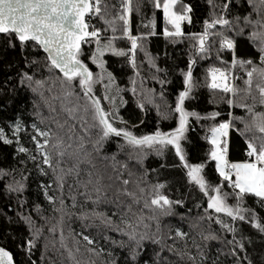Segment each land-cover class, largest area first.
I'll return each mask as SVG.
<instances>
[{"label":"snow or ice","instance_id":"1","mask_svg":"<svg viewBox=\"0 0 264 264\" xmlns=\"http://www.w3.org/2000/svg\"><path fill=\"white\" fill-rule=\"evenodd\" d=\"M101 2L102 0H0V35L5 38L7 47L16 48L18 45L20 55L25 58L24 68L18 72L19 85L28 88L32 93H39L40 99L44 102V107L51 112H55V108L50 105V100L54 101L58 97L51 95L53 91L52 83L47 85L49 93L47 98L43 92L45 82L49 80V77L45 76L44 80H40L34 79L33 75L28 74L30 67L35 71L38 61L35 59L29 60L25 55L26 50L30 45L33 51L42 50L46 54V70L59 72V76H56L55 80L59 81V98L62 99L61 108L63 109L64 104L70 102L69 97L76 96L77 100L80 99V96L74 92V89L78 86L79 92L83 93L85 102L67 109L69 118L71 119L73 114L79 110V119L86 126L81 128L84 135L88 136L89 129L96 131L95 139L91 140L90 150L85 148L83 137L77 136L75 151L66 152L65 148L72 147V137L70 135L68 137L69 144L64 145L57 138L51 144L49 150L46 151L45 146L50 144L48 137L51 130L40 131L33 124L32 128L36 131V135L32 137V141L35 144L37 156H32L29 149L20 145L17 135L21 130L19 117L14 124L9 123L8 125L17 144L16 152L23 153L30 160L36 161V168L40 176H48V170L50 169L56 190L61 193L60 196L49 193L48 189L52 186L51 180L49 183L41 182L38 185V193L42 194L43 200L57 214L56 223L47 229L48 232H61L59 245L67 256L68 264H96L95 260L89 261L86 259L81 261L77 259L78 255H82L80 241L76 239L77 236H81V233H75L71 236V247L66 243L62 225L65 216L71 217L72 215H76L82 223L85 220L89 224L94 220L98 221L99 224L111 229L120 237V239L110 238L105 234L103 237L105 242L111 245L110 248L105 249L98 248V241H94L88 235L81 236V239L85 242L82 247L89 254V257L100 258L105 251L107 252L108 259L106 261L101 259L100 264H119V261L114 258L112 248L124 250L123 264H176V261L162 255L165 250L180 261H187L189 264H208L204 248L208 247V241L217 240L218 237L211 232L205 234L202 229L197 231L196 235L202 237L204 245L202 246L193 239L192 245L196 249L193 255L188 250L190 247L187 244L189 233L182 231L181 228L172 229L170 226H165L168 231L164 232L162 236L159 217L172 215V206L174 204L182 205V202L170 200L162 194L161 189L164 188L162 183L149 187L147 196H145V188L140 187L137 180H132L131 183L135 185L140 195L137 196L136 192L129 191L127 186L130 180L122 179L119 171L123 170L126 164L117 160L116 153L111 155L101 154L105 142L115 137L123 141L122 144H117L118 150H123L125 147L130 149L128 152L129 160L135 159L142 162L147 154L146 149L157 157H163L165 153H172L174 161H178V163L169 166L180 168L189 186L194 185L207 198V208L204 211L208 220L211 221L214 218L208 210L216 214L222 213L224 217L231 219L232 224H229L225 219L216 216L215 223L222 230L232 234V239L228 240L227 244L231 245L233 249L244 252V256L241 258L237 251H230V255L235 258L233 264H257L249 257L242 241L235 238L237 227L234 225L237 220L250 224L252 229H255L264 237V223L258 219L257 212L251 208L244 209L240 207L245 197L250 196L260 202V207L264 208V112L253 110L257 103L264 106V0H246L250 11L243 14L238 12L231 19L228 18V15L233 6L235 5L238 10L243 9L245 0H223V3L219 6L215 5L213 0H208L210 18L204 19L203 30L188 33L182 30V24L185 22L191 23V8L189 5L184 4L182 11H177L176 5L179 0H148L153 9H158L163 14L164 27L162 34L166 39H172L173 43L184 38L195 42L189 44V48L193 51L189 52L188 55L187 70H181L179 73L182 77L183 87L175 95L174 107L168 105L163 94L159 96L164 105L165 111L163 112L161 111V105L155 102L153 90L144 88L143 79L140 82V88L144 95L143 101L139 99L141 92L137 91L135 87V77L139 74L135 60L136 52L137 50L144 51L143 42L149 35L155 34L154 31L138 35L130 33V12L134 8L137 15L140 14V0H136L135 5H133L132 0H121L119 9L116 10L114 15H112L110 9L115 6L104 0L102 11ZM217 7H219V12L212 10ZM252 13H255V19L252 18ZM91 16H99L106 25L105 31L110 30L113 35L102 41L101 29L95 26L90 29L88 18ZM105 17L110 18L106 19ZM217 25L219 30H216L215 26ZM146 26L154 28V21L150 18ZM225 30L232 32L231 38L225 35ZM246 30H248L247 40L252 48L256 50L260 67L252 58L244 59L237 56L235 38L245 36ZM118 31H121L122 37L129 42L130 46L128 48L114 47V41L118 39L115 34ZM216 38H219L218 48L215 47ZM92 42H95L96 46L93 48L91 55L88 56V60L95 65L97 69L95 73L80 58L82 45ZM210 49L216 52V59L222 64L226 62L222 60L220 54H231V68L225 70L209 66L207 69V87L210 90H219L226 93L228 97L226 103L229 108L233 106V97L241 91L232 84L233 74L231 69L239 66L240 69L245 70L247 79L243 83L246 87L242 91L245 96H251L253 103L246 104L237 101L236 107L247 109V113L251 115V124L244 123L241 117H235V119L244 123V127L239 129L238 132L240 136L244 137V144L247 146L245 156L248 159L230 161L228 158L230 131L233 130L231 112H229L228 120H220L217 123L216 118L220 115L217 111H211L202 116L195 110L189 111L185 108V101L191 98L190 94L195 86L192 78V68L195 63L193 56L204 59L205 53H208ZM107 52H111L116 57H126V63L131 67L133 74L129 78L133 86L128 91L135 98V107L143 112L146 103L155 104L157 116L160 119L167 120L170 118V113L174 114L175 127L166 132L157 127L155 131L150 133L136 135L123 126L127 121L118 114L115 101L119 98L121 107L126 102L120 96L123 89L117 85V78L105 67L102 57ZM144 54L150 69H154L156 73L164 71L156 65L147 52ZM105 79H107L106 84L103 82ZM151 79L161 85L166 83L164 79H160L155 74L151 75ZM254 79L258 81L255 84V92L252 90ZM97 83L100 84L102 89H107L103 95L105 102L109 101V92L115 89L116 95L111 97L112 106L108 111L102 107L101 100L92 94L93 87ZM212 102L210 99L209 103ZM34 115L39 117V111L35 112ZM86 115L90 116L91 121L85 119ZM191 120H195L197 123L201 121L211 122L205 129L206 134L200 137L208 145L204 153L205 158L201 159L200 162H190L186 150L187 137L185 134ZM116 121L119 122L120 127L115 126ZM159 122L158 120V125ZM57 126L60 127V125ZM132 127H136V125ZM253 129L259 132L260 135L253 134L251 138H248L245 133L253 132ZM37 137L42 139V143ZM0 142L5 145L13 143V140L8 138L3 128H0ZM52 153L55 155V160H53ZM68 160L71 161L70 166L67 163ZM209 162L214 163L215 173L218 175L219 180L226 182L227 186L233 190L232 193H222L220 183L213 186L206 180L204 170ZM21 163H24V161H21ZM62 164H64L63 167ZM153 171L155 170L153 169ZM128 175L132 177L134 173L129 171ZM142 175H146V173H142ZM0 177H10V173L6 169L0 168ZM65 177H71L76 188L84 190L77 193V195L84 198V203L80 205L81 210L78 214L73 211L77 208L76 195L69 197L70 207L63 198ZM116 181H119V184H116ZM120 185H123V188ZM4 187L9 192L20 193L22 197L25 182L20 179L13 182L6 181ZM67 187L70 191L75 192L72 184H68ZM113 188L115 191L114 200L109 195V190ZM93 193L95 194L94 198ZM230 195L235 197L234 206L226 203V198ZM121 196L130 197L131 203H125ZM140 200L144 201L143 208L150 209L152 213L147 217L149 221L155 224V229L151 233L147 231L150 226L145 223L143 212L140 211L137 214L133 211V205ZM89 202L91 203L90 210L87 208ZM20 203L22 206L24 205L23 198H21ZM101 203L113 206L115 210L112 211L111 216L106 215L103 211H97V206ZM196 207L199 208L200 205L197 204ZM31 211L39 215L42 211L41 205L34 203ZM245 212L250 213L251 219L245 216ZM17 216L28 229V236L22 235L19 242H16L15 237H13L16 248L20 250L21 259L17 261L11 251L0 245V264H37V261L33 258V253L37 248V237L41 229L37 228L33 231L35 221L31 216H24L20 212L17 213ZM39 218L41 220L45 219L43 215H40ZM203 218L198 217V219ZM181 219H184V217L182 216ZM189 227L195 230L198 225L190 224ZM169 232L172 235H169ZM242 239L250 240L246 236ZM169 240L172 243H167ZM178 241H185L183 249L177 245ZM44 259L45 250L41 247L39 264H44ZM48 264H56V262L49 259ZM212 264H218V258L213 260ZM259 264H264V253L261 254Z\"/></svg>","mask_w":264,"mask_h":264},{"label":"trees","instance_id":"2","mask_svg":"<svg viewBox=\"0 0 264 264\" xmlns=\"http://www.w3.org/2000/svg\"><path fill=\"white\" fill-rule=\"evenodd\" d=\"M107 2L115 7L110 9L112 15L115 14L116 10L119 9L121 0H107ZM133 5H135L136 0H132ZM213 3L217 6L223 3V0H213ZM140 14L137 15L135 9L130 12L129 17V28L132 35H138L142 33L155 32L154 35H149L147 39L143 42L144 51H142L144 58V88L152 89L155 93V102L161 105V111H165L163 103L160 101L159 96L163 94L165 101L169 106L174 107L175 95L182 89V77L179 75L181 70H187V60L189 52L193 49L189 48L190 43H195L194 41L184 38L173 43L172 39H166L162 34V29L164 27L163 14L158 9H153L149 4L148 0H140ZM187 4L191 8V23H183L182 30L185 33L188 32H200L203 30V21L205 18L209 17V3L208 0H179L176 5L177 11H182L183 5ZM101 10L104 8V0L100 4ZM213 11L219 12V7L212 9ZM250 11L245 0V5L243 9L238 10L234 5L230 11L228 18L231 19L233 15L243 14ZM110 18V17H105ZM154 21V28L151 26H146L149 19ZM252 18L255 19V13H252ZM90 26H95L101 29V39L106 40L107 37L112 36L113 33L108 30L105 31L106 25L101 21L99 16H93L90 19ZM90 27V29H91ZM216 30H219V26H215ZM250 30V29H249ZM247 31L245 36L236 37V53L238 57L244 59L252 58L258 67L259 64L258 55L256 50L252 48L247 40ZM118 39L114 43H126L127 39L122 37V32L118 31L115 34ZM225 35L230 38L232 32L225 30ZM215 47H219V38H216ZM94 48V42L85 43L82 45L81 50V60L90 68L94 73L97 71L96 67L91 64L88 60V56ZM145 52H147L152 58L156 65L164 69L163 72L156 73L154 69H150L146 60ZM25 55L29 60L35 59L38 61L35 66V71L28 69V74L33 75L34 79L44 80L45 76L49 77V80L45 82V87L43 89L44 95L47 98L49 96L47 85L52 83L53 91L51 95L58 97L56 100L51 101V107L55 108V112L49 111L48 108L44 107V102L40 99L39 93H32L28 88L19 85L18 72L24 68V56L20 55V49L17 45L16 48H9L6 46L5 38L0 35V128H3L8 135L9 139L13 140L11 145H5L0 142V168L6 169L10 173V177H0V245L6 247L9 251L13 253L16 260L21 259L20 250L16 248L13 242V237H15L16 242H19L20 237L23 235L28 236L27 226L20 221L17 213L20 212L24 216H31L35 221L33 226V231L39 228L41 229L40 234L37 237V248L33 253V258L40 262V249L41 247L45 250L44 264H48L49 259L56 262V264H68L67 256L63 253V249L59 245L60 231H55L52 233L48 232V228L56 223L57 214L52 211L51 206H49L44 200L42 194L38 193V185L43 183H49L51 180L52 186L48 189L50 194H55L60 196V191L56 190L54 179H52V172L49 169L48 176H40L36 168V161L30 160L29 157L23 153L16 152L17 144L15 143V138L11 135V129H9V123L14 124L19 117L21 123V130L17 134L19 137L20 145L29 149L32 156H37L35 151V144L32 141V137L36 135V131L32 128L34 124L36 129L40 131H50L48 139L50 144L45 146V150H49L51 144L55 142V139L59 138L62 144H69L68 137L71 135V148H65L67 151H75V145L77 143V136L83 137L85 141V148L91 149V140L95 139L96 131L94 129H89L88 136L84 135L81 128L86 127L84 123L79 119L80 111L77 110L73 114V117L69 118V113L67 109L72 108L74 105L83 104L85 101L83 99V93L79 92L78 86L74 89V92L80 96L77 100L76 96L69 97L68 103L64 104V108H61L62 99L60 97L59 81L55 80L56 76H59L57 71L49 72L46 70L47 61L45 55L41 50L33 51L31 45L26 50ZM221 58L226 63H221L216 59V52L210 49L208 53H205V58L201 59L199 56H193L195 63L192 68V78L194 83V88L190 94L191 98L185 101L186 110H195L202 116L211 111H217L220 115L216 118V122L220 120H228L229 112H231L232 119L231 123L233 125V130L230 131V149L228 158L230 161L244 160L246 145L244 144V137L239 135L238 130L244 127V123L251 124V115L247 113L246 108L236 107V102L240 101L246 104H252L251 96H245L242 91L246 86L243 81L247 79L245 75V70L240 69L239 66L232 68L233 86L241 89L238 95L233 97L234 103L231 108H229L226 103L227 94L219 90H210L207 87V69L209 66L219 67L222 69L231 68V54L221 53ZM250 67V66H246ZM155 74L159 76L160 79H164L166 83L161 85L156 81L151 79V75ZM11 78V79H9ZM106 81V80H105ZM258 81L254 79L253 81V92H255V84ZM99 84V83H97ZM96 84V85H97ZM96 85L93 87V95H96L98 99L101 100L102 107L106 110L99 92L96 89ZM258 97V93H257ZM223 98V99H222ZM212 103H209V100ZM255 112H264V106L258 103L253 109ZM39 111L40 116L34 115L35 112ZM145 126L144 130H135L133 127L128 125H123L129 130L133 131L136 135L147 134L155 131L157 127H160L161 131H169L171 128L175 127L174 114H169V119L163 120L157 116L155 104L146 103L145 111ZM235 117L243 118L244 123L241 120L235 119ZM85 119L91 121L90 116H85ZM159 125L157 124V121ZM211 122L201 121L197 123L195 120H191L188 125V131L186 132L187 141L186 150L188 152V158L190 162H200L201 159L205 158L204 153L206 152L208 145L205 141L200 139L201 136L205 135V129ZM57 125H60L58 127ZM115 126L120 127L121 125L115 122ZM255 134L259 136L260 133L253 129V132L245 133L248 138ZM38 140L42 139L37 137ZM123 141L118 138H111L105 142L104 149L102 150V155H111L116 153V158L126 164V167L121 172L122 179H129L130 183L127 186L129 191L136 192L139 196L140 193L134 184L131 183L132 180H137L140 187L145 188V196H147V190L152 185L157 183L164 184V188L161 189L162 194L166 195L170 200H179L182 205H173V214L170 216L159 217L161 221V235L168 231L165 226H170L172 229L176 227L181 228L182 231L189 233L187 237V244L190 246L189 251L191 254H195V247L192 245V240L195 239L197 243L204 245V241L201 236L196 235L197 231L201 229L205 234L211 232L215 234L218 239L210 240L207 242L208 247L204 248L207 255L208 264H212L213 260H217L218 264H233L234 257L230 255L231 250L237 251L238 255L243 258L244 252H240L238 249H233L231 245L227 244V241L232 239V234L228 233L226 230H222L219 225L215 223V217L219 216L221 219H225L229 224H232L230 218L224 217L223 214L213 213L208 210L214 218L209 221L205 215V209L207 208V198L203 196L202 193L194 186H189L183 171L178 167H170L178 161H174L172 153H165L163 157H157L150 150H145L146 155L142 162H138L135 159H128V152L130 149L125 147L123 150L117 149V144H122ZM53 155V160H55V155ZM95 155V153H93ZM24 161V163H21ZM70 166L71 161H67ZM141 164L143 165L141 167ZM163 165V167H162ZM62 167L64 164L61 165ZM43 167V165H42ZM83 167V165H82ZM15 169V170H13ZM153 169L155 171H153ZM129 171L134 173V176L129 177ZM146 173V175H142ZM25 174H27L25 176ZM204 175L206 180L211 184L215 185L217 183L221 184L220 191L222 193H232V189L229 188L226 182H221L218 175L215 173V165L209 162L208 166L204 170ZM16 179L24 180L25 189L23 191V196L20 193L9 192L5 189V182H13ZM66 183L63 189V198L65 203L70 207L69 197L76 195L77 208L73 209L75 213H79L80 205L84 203V198L77 195L83 189L76 188L75 182L71 177H65ZM119 184V181L115 182ZM68 184H72L75 192H72L67 187ZM123 188V185H120ZM109 195L115 199L114 188L109 190ZM95 194L93 193V198ZM21 198L24 200V205L20 203ZM121 199L125 203H131L130 197L121 196ZM34 203L41 205L42 211L38 215L32 212L31 209ZM143 200H140L137 204L133 205V211L139 214L140 211L143 212L145 217V223L149 224V231L155 229V224L147 219L151 215L150 209L143 208ZM226 203L229 205H235L234 195H230L226 198ZM199 204L200 207L197 208L196 205ZM240 207L244 209L251 208L257 212L258 219L264 223V208L260 207V202H258L254 197L246 196ZM87 208L91 209V203L87 205ZM115 209L111 204L101 203L97 206V211H103L106 215L111 216L112 211ZM40 215L45 217L44 220L39 218ZM184 219H181V217ZM245 216L251 219L250 213L245 212ZM49 217H51L49 219ZM198 217H204L203 219H198ZM10 218V219H9ZM190 224H197L198 228L193 230L189 227ZM235 227H237V232L235 238L241 240L245 246L249 257L259 264L261 259V254L264 253V237H262L255 229L251 228L250 224H245L239 220L236 221ZM63 235L66 237V243L69 247L72 245L71 236L75 233H81L82 235H88L94 241H98V248H110V243H106L104 240V235L107 234L110 238L120 239L116 233L112 232L111 229L106 228L104 225L99 224L98 221H93L91 224L85 220L83 223L77 219L76 215L71 217L65 216L62 225ZM172 235L171 232L168 233ZM81 236H77L76 239L80 241L81 253L78 255L77 259L83 260H95L96 264H100V260H107V252L105 251L103 256L100 258L89 257V254L82 247L84 241ZM249 237V239H242V237ZM167 243H172L171 240ZM185 241H178L177 245L183 249ZM175 246V245H174ZM155 247V246H152ZM114 253V258L119 261V264H123L125 252L119 248H112ZM162 255L167 256L170 260L176 261V264H189L187 261H180L177 257L167 253L165 250Z\"/></svg>","mask_w":264,"mask_h":264},{"label":"rangeland","instance_id":"3","mask_svg":"<svg viewBox=\"0 0 264 264\" xmlns=\"http://www.w3.org/2000/svg\"><path fill=\"white\" fill-rule=\"evenodd\" d=\"M95 42H94V48H95ZM129 42L126 43H114V47L116 48H128ZM102 59L105 62V67L108 71L112 72L113 75L117 78V85L123 89V91L120 93V96L123 97L124 101L126 102L123 107L120 106V100L117 98L115 101L116 107L118 109V114L125 120L127 123L125 125L133 126L136 125V127H133L135 130H144L145 126V111H146V104H145V110L143 112H140L135 107V98L133 97L132 93L128 91L130 87L133 85L130 83V77H132V71L131 67L127 65L126 63V57H116L111 54V52H107L104 54ZM136 66L138 70V75L135 77L136 84L135 87L137 88V91L141 92V95L139 96V99L141 101L144 100L143 92L140 88V82L141 79L144 81V58L142 51L137 50L136 52ZM95 66V65H94ZM106 80V81H105ZM103 82L106 84L107 79H105ZM234 80H232L233 82ZM96 89L99 92V95L107 108L109 110L112 106L111 97L113 95H116L115 89H113L111 92H109V101L105 102L103 99L104 92L107 91V89H102L100 84L96 85ZM141 121H143L141 123ZM116 123L119 124L118 121Z\"/></svg>","mask_w":264,"mask_h":264},{"label":"built area","instance_id":"4","mask_svg":"<svg viewBox=\"0 0 264 264\" xmlns=\"http://www.w3.org/2000/svg\"><path fill=\"white\" fill-rule=\"evenodd\" d=\"M93 18V16L89 17V24L91 23L90 19ZM91 27V26H90ZM246 159H248V157L245 156Z\"/></svg>","mask_w":264,"mask_h":264},{"label":"water","instance_id":"5","mask_svg":"<svg viewBox=\"0 0 264 264\" xmlns=\"http://www.w3.org/2000/svg\"><path fill=\"white\" fill-rule=\"evenodd\" d=\"M41 52L43 53V51L41 50ZM45 56H46V54L45 53H43ZM58 72V71H57ZM59 73V72H58Z\"/></svg>","mask_w":264,"mask_h":264}]
</instances>
